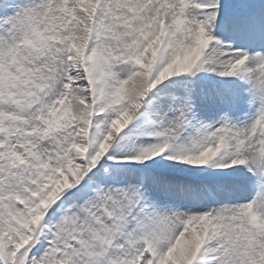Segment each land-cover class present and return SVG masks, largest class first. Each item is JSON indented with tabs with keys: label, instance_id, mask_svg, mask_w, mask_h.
<instances>
[{
	"label": "snow or ice",
	"instance_id": "6c2138e0",
	"mask_svg": "<svg viewBox=\"0 0 264 264\" xmlns=\"http://www.w3.org/2000/svg\"><path fill=\"white\" fill-rule=\"evenodd\" d=\"M0 264H264V0H0Z\"/></svg>",
	"mask_w": 264,
	"mask_h": 264
}]
</instances>
